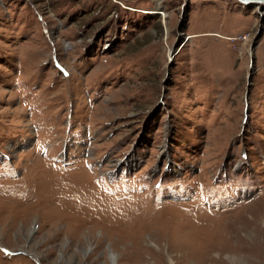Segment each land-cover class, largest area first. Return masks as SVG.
<instances>
[{
	"label": "rangeland",
	"instance_id": "rangeland-1",
	"mask_svg": "<svg viewBox=\"0 0 264 264\" xmlns=\"http://www.w3.org/2000/svg\"><path fill=\"white\" fill-rule=\"evenodd\" d=\"M0 264H264V6L0 0Z\"/></svg>",
	"mask_w": 264,
	"mask_h": 264
},
{
	"label": "water",
	"instance_id": "water-1",
	"mask_svg": "<svg viewBox=\"0 0 264 264\" xmlns=\"http://www.w3.org/2000/svg\"><path fill=\"white\" fill-rule=\"evenodd\" d=\"M240 3L244 4V5H252V7L254 6H264V0H238ZM262 35V33H260L259 37Z\"/></svg>",
	"mask_w": 264,
	"mask_h": 264
},
{
	"label": "bare ground",
	"instance_id": "bare-ground-1",
	"mask_svg": "<svg viewBox=\"0 0 264 264\" xmlns=\"http://www.w3.org/2000/svg\"><path fill=\"white\" fill-rule=\"evenodd\" d=\"M158 12H160L161 13V11H158ZM162 14V13H161ZM263 29V28H262ZM232 40V39H231ZM234 40V39H233Z\"/></svg>",
	"mask_w": 264,
	"mask_h": 264
}]
</instances>
